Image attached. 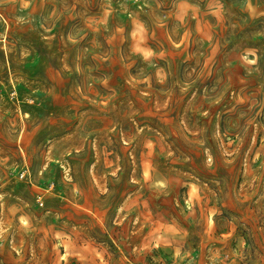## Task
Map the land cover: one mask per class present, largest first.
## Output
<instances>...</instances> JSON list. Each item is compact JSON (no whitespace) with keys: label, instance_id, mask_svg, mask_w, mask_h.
Here are the masks:
<instances>
[{"label":"rangeland","instance_id":"374dc122","mask_svg":"<svg viewBox=\"0 0 264 264\" xmlns=\"http://www.w3.org/2000/svg\"><path fill=\"white\" fill-rule=\"evenodd\" d=\"M0 264H264V0H0Z\"/></svg>","mask_w":264,"mask_h":264}]
</instances>
